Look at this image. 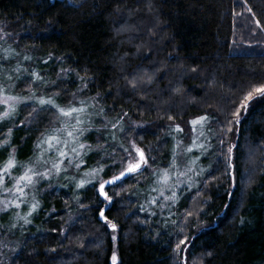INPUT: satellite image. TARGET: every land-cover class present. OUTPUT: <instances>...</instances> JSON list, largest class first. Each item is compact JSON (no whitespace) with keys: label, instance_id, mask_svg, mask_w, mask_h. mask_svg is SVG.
I'll use <instances>...</instances> for the list:
<instances>
[{"label":"trees","instance_id":"obj_1","mask_svg":"<svg viewBox=\"0 0 264 264\" xmlns=\"http://www.w3.org/2000/svg\"><path fill=\"white\" fill-rule=\"evenodd\" d=\"M0 26L1 86L63 108L81 107V90L120 120L113 139L96 115L80 136L96 148L31 215L0 210L12 246L0 264H264V0H0ZM10 115L0 164L13 149V171L61 114L38 98ZM133 144L147 163L103 198L85 175H118L112 153L129 160ZM176 165L188 177L172 187Z\"/></svg>","mask_w":264,"mask_h":264},{"label":"rangeland","instance_id":"obj_2","mask_svg":"<svg viewBox=\"0 0 264 264\" xmlns=\"http://www.w3.org/2000/svg\"><path fill=\"white\" fill-rule=\"evenodd\" d=\"M5 40H6L5 31L0 26V49L4 47ZM14 53L17 54L16 52ZM13 86L14 85L11 84V82H7L6 84L3 83L2 86L0 84V120L2 118H5L4 117L5 112L10 113L11 108L16 103L21 102L24 99H28V100L37 99L38 100L39 98L40 100V99L45 98L41 94L44 91H40V89H36L35 91L33 90L28 91V93L21 92V93H24L22 95L14 94L12 93L13 92L12 90L14 88ZM81 92H82L81 90L77 91L76 100L78 102H83V104L80 106L85 109L86 115L82 114V119H84L85 123L83 125H80V127L85 128L87 130L89 127H92L94 125L95 127H98L99 129L98 123H100L99 122L100 120H97L96 118L97 117L96 115H98V117H102L101 120L103 119L106 121L104 125V130L107 129L108 131L111 132V134L113 133L112 134L113 139H115L114 137L117 138L116 132L114 133L113 130L111 129H113L116 125H118L120 120L104 117L103 113L101 112L100 105L97 103V101L94 98L82 97ZM66 120L74 123V120H71L70 118L63 117V116L58 118L57 121L56 120L52 121L53 123H51L50 125V130L44 135H42V137L38 140L36 153L32 157L31 161H28L26 163V166H23L22 168H19L13 171H12V168H10L7 173H4V169L6 167L9 156L14 155V150L13 149L10 150L9 156H6V157L4 156V161L2 164H0V175H3V183L0 184V210L6 209V208H11V209L14 208L15 209L14 213L16 214H19V213L25 214V213L31 212L32 211L31 207L34 204L36 195H39V193L51 187H61L62 184H64L66 180L70 179L69 176L75 174L78 170V167L83 165V160H81L80 158H82L84 151H89V150L96 148L92 144L82 141L79 137V143H70L68 147H64L62 144L55 145L53 148L50 149L48 144L45 143L44 141L46 140L48 136L53 134L54 129L62 128L64 126L63 121H66ZM198 131H199V134L201 135V129H199ZM55 134L60 136L62 139H68L66 134L64 133H55ZM10 135L11 134H9V130H5L0 133V147L9 144ZM5 140L8 141L7 144L4 143ZM53 143L55 144V142ZM79 144H83L85 147L80 148ZM71 147H76L77 152L79 154L77 155L76 153L71 152L70 151ZM104 147L106 146H100L99 149L101 150L105 149ZM57 148L62 149L65 152H67L68 153L67 157H59V152L57 151ZM132 148H133V154L129 155L130 157L129 160H125V161L122 159L119 152L113 151L112 154L114 155L116 153V156H115L116 158H114V162H112V164L120 163L122 165L121 171H123L125 168H127L128 163L133 161V158L138 160L139 154L136 152V149L138 147H136V145L133 144ZM107 157H113V156H107ZM53 161L60 163L61 170L59 172H57L56 169L52 168ZM69 161H71V163H69ZM143 165L141 169L144 167ZM14 166H15V161H14ZM28 168H33L34 170L40 173H46V175L34 176L33 183L31 185L25 186L26 182L19 180V177L22 176ZM186 170L188 171V169H186V166L176 165V167L173 168L172 171L168 172L167 174L168 177L164 175L166 178V181L168 182L169 177H172L173 175H177L176 172L178 171L182 178L177 175L181 181H175L174 184L175 183L176 184L185 183L183 178L187 179L188 177L186 174ZM101 171L102 170L99 167L95 166L93 167L92 171L88 173V175H85L86 179L97 182V191L99 193H100L99 185L101 182L105 180L102 177H100ZM169 182L171 183L170 185L173 187L172 180H169ZM18 187L23 188V193L17 191ZM108 200L110 199L108 198ZM17 205H19V207H17ZM198 207H199V204H198ZM189 213H192V212L189 211ZM192 214L194 215L195 213H192ZM23 224H25V222ZM2 227H5V226H2ZM1 235L7 236L8 234L6 233V235L5 234L4 235L1 234ZM10 248H12V246L10 245L9 240H6V238L4 237L3 239H0L1 258H5L6 254H9Z\"/></svg>","mask_w":264,"mask_h":264},{"label":"snow or ice","instance_id":"obj_3","mask_svg":"<svg viewBox=\"0 0 264 264\" xmlns=\"http://www.w3.org/2000/svg\"><path fill=\"white\" fill-rule=\"evenodd\" d=\"M249 11H251V9H249ZM256 23L259 26V21H256ZM5 35H8V34L5 33ZM25 59H28V57H25ZM33 75L35 76L37 74L33 73ZM37 79H39L38 76H37ZM132 87H134V88L136 87L135 83L132 84ZM255 91L257 93H260L261 95H264V87L256 88ZM251 98H252V93L250 92L248 94V96L245 97V101H247ZM39 103L41 105H45V104L51 105L52 107L57 108V110L59 111L61 116L68 117L71 120H74V123L69 122L68 120L63 121L64 126L62 128H57V129L53 130V134L48 136L46 138V140L44 141L45 143L48 144L49 148L51 149L55 145H61V144L64 147H68L70 143H79V137L81 135H83V132L86 130L85 128L80 127V125H83L85 123L84 119H82V114L86 115L85 109L83 107L77 108L74 106H68L67 108L59 107L54 102V100H52V99H48V100L40 99ZM81 104H83V102H81ZM241 107L246 108V103L242 102ZM34 111H35V109H34ZM9 115H10L9 112L4 113V117H7ZM233 115H236L238 118L239 112L237 111V112L233 113ZM206 119H207L206 117H200L198 120H193L191 123L193 125H196L202 121H206ZM237 122H238V119H237ZM176 130L182 131V129H180L179 126L176 127ZM193 130L195 131V128ZM55 133H64V134H66L68 139H62L60 136L56 135ZM9 134H11V129H9ZM201 135H203L202 132H201ZM53 142H55V144ZM4 143L7 144L8 141L5 140ZM79 147L83 148L85 146L83 144H79ZM57 151L59 152V157H67V155H68V153L62 149L57 148ZM70 151L73 153H76L77 155L79 154L77 152L76 147H71ZM125 151H128V150L125 149ZM136 152L139 154V159L136 160L135 158H133V161L128 163L126 171H121L120 176L114 177L113 180L107 181L105 183H113L114 181L119 180L120 178H122L126 174V172L127 173H135L138 170H140L142 165L146 164L147 161H146V158H145L142 150L137 148ZM229 152H231V149H229ZM129 155H131V153H129ZM61 163H62V161H61ZM69 163H71V161H69ZM13 166H14V157L10 155L9 159L7 161L6 167L4 169V173H7L8 170L10 168H12ZM77 167H78V165H77ZM52 168L56 169V171L59 172L61 170L60 169V163L53 161L52 162ZM44 175H46V173H40V172L34 170L33 168H28L24 172V174L19 177V180L25 181L26 182L25 186H28V185H31L33 183V177L34 176H44ZM2 183H3V175H0V184H2ZM103 189H104V184H101L100 185L101 195H104L105 199H108V197H107L106 193H104ZM17 191L23 193V188L18 187ZM174 196H175V193H173V197ZM37 206L38 205L34 203L32 205V210H35ZM17 207H19V205H17ZM191 214L192 213H189V215H191ZM29 215H31V212H29ZM101 216H103V213H101ZM112 227H113V229H115V225H112ZM181 243H183V241ZM177 248H179V245H177ZM116 260H117L116 255H115V253H113V256H112L113 264H116Z\"/></svg>","mask_w":264,"mask_h":264},{"label":"water","instance_id":"obj_4","mask_svg":"<svg viewBox=\"0 0 264 264\" xmlns=\"http://www.w3.org/2000/svg\"><path fill=\"white\" fill-rule=\"evenodd\" d=\"M123 171H126V169H124ZM120 173H121V172H120ZM120 173H119L118 175L114 176V177L120 176ZM128 174H130V173H127V172H126V174H125L122 178H124V177L127 176ZM114 177L108 178V179H106V180H104L103 182L100 183V185H101V184H104V189H103L104 193H106V191H105L106 186H108V185H110V184H113V183L119 181L120 179H122V178H120L119 180H116V181H114L113 183H105V182H107V181H111V180H113ZM100 185H99V189H100ZM100 193H101V192H100ZM101 196H102L103 198H105L104 195H101ZM104 210H105V209H103V210L101 211V213H103ZM101 213H100V215H101ZM101 218H102V220L105 219L104 216H101Z\"/></svg>","mask_w":264,"mask_h":264}]
</instances>
